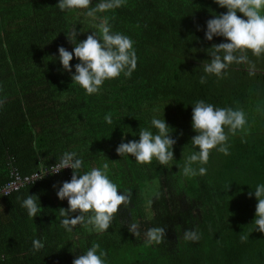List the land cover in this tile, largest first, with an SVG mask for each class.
Here are the masks:
<instances>
[{
    "label": "trees",
    "instance_id": "trees-1",
    "mask_svg": "<svg viewBox=\"0 0 264 264\" xmlns=\"http://www.w3.org/2000/svg\"><path fill=\"white\" fill-rule=\"evenodd\" d=\"M57 2L0 0V189L11 180L12 167L23 177L47 172L0 194V264H73L96 243L107 264H264V233L254 224L258 201L248 195L264 183V110H258L264 109V57L249 53L254 76L233 64L223 78L209 75L200 82L211 47L224 42L204 38L206 22L227 9L213 0H124L102 13L114 31L135 42L137 68L88 95L53 57L60 46L72 50L66 34L73 27L83 32L77 37L82 41L98 22L84 9L61 12ZM78 62L74 57L70 63ZM200 99L242 108L249 130L229 136L227 155L212 151L200 165L206 175L185 177L186 145L197 134L192 105ZM166 103L164 118L177 140L173 165H142L117 155L122 136L124 142L138 140L132 132L147 127L152 109L162 112ZM108 113L112 125L104 121ZM66 151L83 157L82 171L108 163L110 179L131 193V203L120 207L104 233L61 226V208L69 205L56 191L71 180L72 169L48 172ZM28 195L39 197L41 215L31 218L22 207ZM132 222L140 224L139 237L128 230ZM151 227L165 229L162 243H146L143 233ZM186 230H196L200 240H185ZM34 239L45 248L34 251Z\"/></svg>",
    "mask_w": 264,
    "mask_h": 264
},
{
    "label": "clouds",
    "instance_id": "clouds-1",
    "mask_svg": "<svg viewBox=\"0 0 264 264\" xmlns=\"http://www.w3.org/2000/svg\"><path fill=\"white\" fill-rule=\"evenodd\" d=\"M213 2L227 11L215 14L206 22L204 38L212 41L214 37H223L224 42L211 47V59L203 65L204 75L200 77V82L205 83L209 75L223 78L233 64L245 66L249 76H254L257 65L249 53L257 58L264 57V0ZM123 3L124 0H98L94 7H90L92 0H58L56 4L61 12L84 9L87 18L98 22L95 24L97 31H91L82 41L77 37L83 32L73 27L66 34V38L74 47L69 51L60 46L58 57H53L59 60L62 70L71 75L72 83L78 84L88 95L98 94L106 80L118 78L121 74L131 77L137 68L135 42L129 36L114 31L108 19L101 15L121 7ZM74 57L79 62L73 66L70 62ZM3 102L0 99V105ZM168 103L163 106L162 112L159 107L153 108L148 126L132 132L134 137L139 136L138 140L124 142L126 136H122L121 143L116 148L117 155L124 158L131 156L142 165H150L154 160L160 165H173L176 161L174 145L177 140L172 136L173 128L164 118V108ZM104 121L112 125V114H106ZM192 129L197 134L186 145L189 154L184 157L182 168L185 177L206 175L207 168L200 165L208 163L212 151L227 155L230 147L229 136L238 132L247 135L249 130L248 119L242 108L217 107L204 99L197 100L192 105ZM68 168L72 169L71 180L63 182L56 191L58 199H66L69 205L67 209L61 208V226L68 232H72L77 225L98 233L106 232L120 207H127L131 203L130 191H120L119 186L110 179L108 163L82 171L85 161L76 151L64 152L48 173L57 174ZM248 195H254L258 201L254 219L255 231L264 233V183L257 184L255 190ZM38 201L39 197L35 195H28L22 201V207L31 218L41 215ZM128 230L135 237L141 235L140 224L137 222L130 223ZM143 236L149 245L160 244L165 238V229L151 227ZM200 238L196 230H186L184 233L187 241L198 242ZM246 239V236L242 237V240ZM32 243L34 251L45 248V242L41 239H34ZM105 257L106 252L96 243L76 257L73 264H107Z\"/></svg>",
    "mask_w": 264,
    "mask_h": 264
},
{
    "label": "built area",
    "instance_id": "built-area-1",
    "mask_svg": "<svg viewBox=\"0 0 264 264\" xmlns=\"http://www.w3.org/2000/svg\"><path fill=\"white\" fill-rule=\"evenodd\" d=\"M10 173H11V180L0 189V194L7 195L14 190H18L19 188L25 186L29 182L40 178L42 175L46 174L47 172L46 173L38 172L32 176L23 177L19 174V172L15 168L12 167L10 169Z\"/></svg>",
    "mask_w": 264,
    "mask_h": 264
}]
</instances>
